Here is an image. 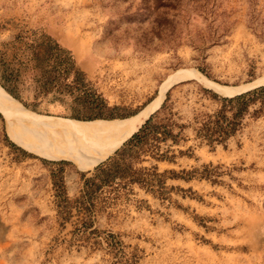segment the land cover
Returning a JSON list of instances; mask_svg holds the SVG:
<instances>
[{
  "label": "rangeland",
  "instance_id": "1",
  "mask_svg": "<svg viewBox=\"0 0 264 264\" xmlns=\"http://www.w3.org/2000/svg\"><path fill=\"white\" fill-rule=\"evenodd\" d=\"M31 29L71 51L114 120L139 113L181 70L225 88L264 76V0H0V44ZM184 80L160 104L187 126L170 147L175 160L141 166L179 175L197 169L198 178L167 174L162 198L135 187L111 217L97 215V236L78 231L75 210L66 221L58 216L54 183L73 201L85 172L25 149L18 140L29 139L28 129L9 131L0 114V264H264V92L237 132L210 147L195 137L194 121L222 103L201 89L222 95ZM21 88L19 99L11 97L41 117L77 121L72 114L95 110L71 109L68 96L35 99L29 81Z\"/></svg>",
  "mask_w": 264,
  "mask_h": 264
},
{
  "label": "trees",
  "instance_id": "2",
  "mask_svg": "<svg viewBox=\"0 0 264 264\" xmlns=\"http://www.w3.org/2000/svg\"><path fill=\"white\" fill-rule=\"evenodd\" d=\"M26 81L33 86L35 99L51 96V101L62 102L61 97L68 96L71 109H95L86 115L74 113L71 115L73 118L85 122L114 118L106 100L90 82H86L85 74L76 67L71 51L38 29L21 30L10 42L0 44L2 89L19 99L23 90L21 85ZM201 91L222 103L217 112L203 114L201 120L196 118L194 121L197 125L195 137L213 147L225 144L237 132L249 105L264 92V87L230 98L218 97L206 89ZM164 107L165 104L110 157L92 171L81 174L82 187L73 201L68 199L62 185L54 183L59 217L66 221L75 210L80 221L78 231L85 233L90 230L89 234L97 236V231L92 230L97 215L111 217L112 211L121 203L131 201L130 195L135 187L162 198L166 194L167 174H170L169 178L184 181L198 178L197 169L181 171L182 175H179L173 171L158 173L156 165L141 166L148 160L174 162L176 155L171 154L170 147L184 140L182 134L187 126L167 117ZM163 145L167 146L163 148ZM184 154L183 151L178 152V155ZM111 238L109 236L107 240L111 241Z\"/></svg>",
  "mask_w": 264,
  "mask_h": 264
},
{
  "label": "bare ground",
  "instance_id": "3",
  "mask_svg": "<svg viewBox=\"0 0 264 264\" xmlns=\"http://www.w3.org/2000/svg\"><path fill=\"white\" fill-rule=\"evenodd\" d=\"M181 71L166 79L155 100L136 115L126 119L82 122L41 117L26 110L1 86L0 112L9 126V131L16 124L28 129V140L16 139L25 149L44 159L66 161L77 170L88 172L110 157L125 139L138 131L151 113L159 107L167 89L173 83L184 80L188 75L195 77L203 86L223 97H231L264 84L263 76L261 80L258 79L250 84L225 88L209 83L196 72Z\"/></svg>",
  "mask_w": 264,
  "mask_h": 264
},
{
  "label": "water",
  "instance_id": "4",
  "mask_svg": "<svg viewBox=\"0 0 264 264\" xmlns=\"http://www.w3.org/2000/svg\"><path fill=\"white\" fill-rule=\"evenodd\" d=\"M181 82H184V81H180V82H177V83H175V84H173V85H171L169 88H168V90L166 91V93L174 86V85H176V84H179V83H181ZM209 89V88H208ZM213 91V90H212ZM250 90H248V91H245V92H243V93H246V92H249ZM214 92V91H213ZM216 93V92H215ZM243 93H239V94H236V95H234V96H238V95H241V94H243ZM217 94V93H216ZM234 96H231V97H234ZM223 97V96H222ZM224 98H230V97H224ZM160 107H161V105L153 112V113H151V115L146 119V121L155 113V112H157L159 109H160ZM2 110H4L5 111V109H2ZM0 114L2 115V113L0 112ZM3 117V116H2ZM79 121V120H78ZM146 121L142 124V125H144L145 123H146ZM142 125H141V127H142ZM141 127H139V129L141 128ZM138 129V130H139ZM137 132V131H136Z\"/></svg>",
  "mask_w": 264,
  "mask_h": 264
}]
</instances>
